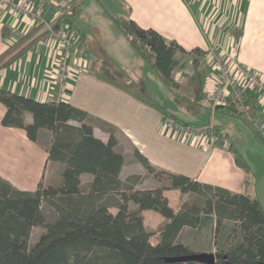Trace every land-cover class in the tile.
Listing matches in <instances>:
<instances>
[{
  "label": "trees",
  "instance_id": "obj_1",
  "mask_svg": "<svg viewBox=\"0 0 264 264\" xmlns=\"http://www.w3.org/2000/svg\"><path fill=\"white\" fill-rule=\"evenodd\" d=\"M115 21L139 55L176 92L175 99L184 98L196 105L209 103L206 71L199 67L209 51L192 50L193 95L186 97L177 91L179 83L173 73L184 69L180 54L189 52L177 41H169L152 27L139 26L130 17H117ZM3 31L5 35L9 32L7 27ZM47 33L39 25L13 42L0 55V69ZM101 71L108 80H118L108 65L103 63ZM0 102L6 107L4 126L24 129L34 142H39L43 129L52 134L45 149L48 161L60 165L62 174L58 184L41 179L35 190H21L0 176V264H207L167 259L199 252L180 240V234L185 227L203 229L210 225L219 255L215 264H264V208L258 197L157 169L138 150L135 156L161 186L136 189L142 176L121 179L125 158L116 151L113 128L105 121L60 98L41 101L0 88ZM227 108L236 113L233 104ZM27 114L32 121H27ZM167 117L189 125L173 114ZM97 123L110 129L107 142L94 134ZM236 161L247 172L246 184L250 185L249 165L243 157ZM83 174L92 176L86 188L82 186ZM167 188L178 189L186 196L178 211L170 205ZM112 207L118 211L113 213ZM147 209L165 217L157 243L152 242L153 232L144 223L142 211ZM35 226L45 230L32 243Z\"/></svg>",
  "mask_w": 264,
  "mask_h": 264
},
{
  "label": "crops",
  "instance_id": "obj_2",
  "mask_svg": "<svg viewBox=\"0 0 264 264\" xmlns=\"http://www.w3.org/2000/svg\"><path fill=\"white\" fill-rule=\"evenodd\" d=\"M51 3L59 7L66 16L69 15L70 12L60 4ZM106 11L118 26L115 21L118 16L107 8ZM121 13L139 26L152 27L169 41H177L189 52L187 55L193 57L192 50L201 48L209 51L205 55L209 57L214 44H219L223 53L236 45L233 54L239 61L264 71V0H121ZM71 24L89 53L87 71L70 73L66 92L60 99L88 111L94 118L105 121L113 128L117 139L115 149L125 158L121 179L126 181L130 176L139 174L142 179L136 184V189L161 186L135 156V151L138 150L157 169L183 173L204 183L253 195L249 188L251 184H246L247 172L236 161L243 155L237 153L238 149L234 144L218 139L210 148L206 144L202 146L198 144V140L202 138L199 135L183 133L165 123L168 114L163 112L160 103L151 94H146L141 83L136 82L142 75L141 68L146 67L145 59L119 27L121 35L97 42L80 27H75L73 22ZM4 27L8 28L7 35L4 34ZM31 29L33 27L22 16L13 15L0 7V55ZM108 55L136 63L135 66L125 62L121 64L123 70H132L136 79L125 78L120 82L105 78L101 66L107 61ZM151 67L155 71L152 65ZM179 70L187 73L182 68ZM205 71V86L213 85L218 72L214 69L210 73L207 69ZM56 72L57 44L45 36L10 65L0 69V88L48 101L58 98ZM231 103L236 107V113L242 110L246 119H249L242 107L235 105L234 101ZM249 103L257 110L264 109L255 98L250 99ZM5 113L6 107L0 102V176L21 190H35L40 180L46 179L50 162L45 145L52 139V134L43 129L39 142H34L24 129L4 126L2 119ZM27 121H32L31 114H27ZM70 123L80 125L73 120ZM94 134L107 142L111 131L97 123L94 125ZM84 175L89 176V181L92 179L89 174H83L81 178ZM165 194L173 209L178 211L185 195L178 189L169 188L165 190ZM114 208L116 211H111L116 213L118 209ZM142 215L146 227L148 217L161 224L160 227L165 222V217L155 210H143ZM188 228L190 227L184 229ZM148 229L154 232L153 228ZM157 242L158 239L155 243Z\"/></svg>",
  "mask_w": 264,
  "mask_h": 264
},
{
  "label": "rangeland",
  "instance_id": "obj_3",
  "mask_svg": "<svg viewBox=\"0 0 264 264\" xmlns=\"http://www.w3.org/2000/svg\"><path fill=\"white\" fill-rule=\"evenodd\" d=\"M48 1L60 4L64 10L69 11L70 13L67 17L70 22H73L75 27H80L81 30L97 42L103 39L108 41L107 39L110 37H114V35H121L122 33L112 20V16H110L109 12L106 11L107 8L115 16L121 17V0ZM74 9H76V14H74ZM242 20L241 23H243ZM212 46L215 47L211 50L214 52L213 55H217L219 58H222L220 55L222 53V48L219 44H214ZM235 46L232 45V50L228 52L226 51L229 53L228 57H232L233 60L241 62L248 67H255L247 62L239 61L234 56L233 53L235 51ZM180 55L181 61L185 65L184 70H187V73L181 72L180 70L178 71L177 69V71H174L173 77L179 83L177 87L178 92L186 97H190L193 95L194 85L192 78L194 67L191 64L192 56L187 54ZM232 58L230 59V62H232ZM106 60L107 61H104L103 63L112 68L113 73L117 76L120 82H123L125 78L130 80L136 79L135 75L132 74V70H123L121 65L125 62L127 65L132 64L135 66L137 65L136 63L130 62L131 60L127 59H125L126 61H123L124 59H120L118 56L112 57L109 55ZM144 61L146 62V67L141 68L142 75L137 78L136 82L141 83V87L145 88V91H147L146 94H151V97L160 103L165 114H173L178 119L187 122L190 126H202L213 122L216 125L215 133L217 141L220 139L227 143L231 142L234 144L235 148L238 149L237 153H241L250 166L252 171V182L249 188L252 194L260 199L264 208V143L256 137V134L250 125L251 123L253 127L256 128L252 121L250 119H246L242 110H239L238 113L234 114L227 107L216 108L213 110L212 105H208L207 102H202V104L196 105L184 98H179L178 100L175 99L176 92L171 89L166 82H164L157 72L152 70L151 65L146 60ZM199 67L207 69L208 73H210L213 70L212 56H203ZM261 74L264 77V71H261ZM61 175L60 165L55 162H50L47 167L46 179H44V181L52 184H58L62 178ZM82 180V186L83 188H86L89 176L84 175ZM185 200L186 196L184 197L183 202ZM133 205L132 207H134ZM111 210L116 211L114 207H112ZM48 215L53 216V213L49 211ZM146 223L148 228L151 227L154 229L151 240L155 243L157 241L156 237L161 224H158L152 217H148ZM44 230L43 226H35L32 231L31 242H36ZM180 240L189 244L192 249L199 252L216 253L217 250V245L215 244L213 238L212 225L203 229L191 227L184 229L180 236Z\"/></svg>",
  "mask_w": 264,
  "mask_h": 264
},
{
  "label": "built area",
  "instance_id": "obj_4",
  "mask_svg": "<svg viewBox=\"0 0 264 264\" xmlns=\"http://www.w3.org/2000/svg\"><path fill=\"white\" fill-rule=\"evenodd\" d=\"M0 7L19 15L31 27L43 25L48 31L46 37L57 44V72L55 84L58 98L62 97L67 88V79L71 72L83 73L87 71L86 61L89 53L76 35L71 22L59 7L48 0H0ZM212 68L218 72L213 85H206L205 91L213 110L219 106L228 107L231 102L242 106L248 118L255 125L264 140V109L257 110L246 103L247 99L255 98L264 108V77L261 71L248 67L241 62L228 57V53H221L222 58L213 55ZM232 58V62L230 59ZM248 106V107H246ZM165 123L179 129L181 132L199 135L198 144L212 147L217 141L216 125L211 122L202 126L183 125L172 117H165ZM227 147L229 145L227 144Z\"/></svg>",
  "mask_w": 264,
  "mask_h": 264
},
{
  "label": "water",
  "instance_id": "obj_5",
  "mask_svg": "<svg viewBox=\"0 0 264 264\" xmlns=\"http://www.w3.org/2000/svg\"><path fill=\"white\" fill-rule=\"evenodd\" d=\"M221 107L223 106H220V108ZM218 258L219 255L214 252H196L187 256L171 257L167 260L172 262L182 261V260H193V261L204 262L207 264H215Z\"/></svg>",
  "mask_w": 264,
  "mask_h": 264
},
{
  "label": "flooded vegetation",
  "instance_id": "obj_6",
  "mask_svg": "<svg viewBox=\"0 0 264 264\" xmlns=\"http://www.w3.org/2000/svg\"><path fill=\"white\" fill-rule=\"evenodd\" d=\"M236 103V105H238L239 107H242L240 104H238L237 102H235Z\"/></svg>",
  "mask_w": 264,
  "mask_h": 264
}]
</instances>
